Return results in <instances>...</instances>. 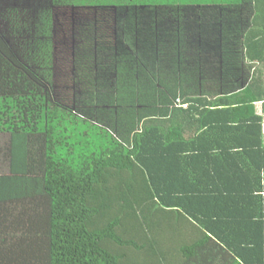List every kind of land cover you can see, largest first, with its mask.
<instances>
[{"label":"trees","instance_id":"1","mask_svg":"<svg viewBox=\"0 0 264 264\" xmlns=\"http://www.w3.org/2000/svg\"><path fill=\"white\" fill-rule=\"evenodd\" d=\"M59 3L124 13L156 7L138 21L125 13L122 27L135 36L119 69L151 78L149 56L160 59L165 44L177 72L185 52L198 56L212 43L224 59L222 93L199 92L193 71L197 87L164 85L151 107L148 79L145 107L135 86L122 94L115 81L114 96L98 89L95 74L89 82L77 75L69 105L54 91L51 11L41 13L30 63L0 29V264H264V0ZM212 5L217 19H199L190 34L208 24L215 28L201 36L217 32L225 26L219 17L238 15L242 38L236 43L230 29L197 48L185 38L182 9ZM94 23L83 31L85 45Z\"/></svg>","mask_w":264,"mask_h":264},{"label":"rangeland","instance_id":"2","mask_svg":"<svg viewBox=\"0 0 264 264\" xmlns=\"http://www.w3.org/2000/svg\"><path fill=\"white\" fill-rule=\"evenodd\" d=\"M59 1L60 0H0V29L7 35L11 44L21 48V51L25 55H23V59L30 63L32 62L30 61L31 58L34 56L33 52L35 49H38L36 45L33 46V42L35 43L36 39L42 40V38L36 35L38 26L43 25L42 20H40L41 13L48 9L51 11L53 38L52 70L54 75V86H56V90L54 91L57 93L59 99L64 98L67 104L73 105L72 99L76 95V92L69 86V83H71V81L73 82V78L77 75L83 76V81L87 80L89 82L91 77L95 74L100 78L99 80L102 81L98 89L102 86H107L109 89L114 86V80L111 79L114 78L115 75L124 76L129 73L128 65L122 64L121 70L119 69L120 67H118L124 51L127 49L130 50L129 43L126 42V39L135 36V33H129V31H125L124 35L122 34L125 30V28L122 27V22L126 17L125 13L131 11L134 14L132 15V19L138 21L139 18L137 17L142 14L143 11L155 14L157 8L154 6L123 7L126 9L124 13L122 7H108V11L103 8L73 7L74 5L71 3H69V5L60 4ZM198 7L203 8L205 6ZM198 7L191 6L182 9L189 30L187 37H185L187 40L195 39L200 45V42H208L209 38L226 37L230 29L231 33L233 31L235 32L233 39L236 43L238 42V37L240 39L242 38V30L238 28L236 25L237 23H234V21H239L238 15H234L233 19L227 17V19L220 20L221 18L219 17L217 23L219 24L223 21L221 26L225 25L224 29L218 30L217 32L210 31L211 34L207 32L202 35V38V32L208 31L210 28H215L214 24H208L206 30L195 32L194 37L190 34V31H195L193 27L199 25V19L215 21L214 19L218 17V15H216L217 5L209 6L206 9H200ZM238 7L239 6H237V8ZM167 9L168 8H166V10ZM222 15L224 16L225 14ZM95 17H101L99 18L102 21L100 25H97V20L94 23ZM169 17L173 18L172 15H169ZM118 19L119 21H117ZM170 20L173 21V19ZM91 22L94 23L93 27L95 32L92 31V33L95 39L91 36L93 38L91 39V43L85 45L86 40L82 37L83 31L85 34L88 32L87 29L91 26ZM100 27H102L101 30ZM98 29L104 32L102 33L103 36L101 33H98ZM153 37L154 35L151 36L150 39H153ZM118 38L119 41L125 43L124 48L122 44L117 41ZM130 43L134 45V43ZM208 45L209 43H202L197 48H203ZM209 47L210 45L208 48ZM112 54L117 55V61L112 60ZM209 55H213V53H203L201 58V65L206 68L209 62H217V60ZM74 56H76L77 59ZM107 58L110 61H106ZM150 58L151 55L149 56V59ZM145 61L147 60H142L143 63H145ZM130 67L133 69L132 66ZM222 70L215 72L213 78L208 77L214 90L220 89L219 83L226 75ZM256 105L257 108L260 109L261 102H258Z\"/></svg>","mask_w":264,"mask_h":264},{"label":"crops","instance_id":"3","mask_svg":"<svg viewBox=\"0 0 264 264\" xmlns=\"http://www.w3.org/2000/svg\"><path fill=\"white\" fill-rule=\"evenodd\" d=\"M133 16H131L132 19ZM136 18V17H135ZM142 20V17H139V20ZM127 30H124L122 32V34L124 35V32ZM112 39V38H111ZM151 39H149L150 42ZM169 46H165L162 49V51L165 53L164 55L159 56L160 59H158L155 56H152L148 61L150 62V68L152 70H155V75H151V78H149V76H146L144 74H140L136 71H131L129 72L127 75H115L114 78H112L111 80H114V84L115 81H118V83L120 84L121 87V93L123 94L126 91V94H131L127 89L131 90L130 88L134 89L136 88V95H134L137 99V102H141L143 100V98H151L149 97V93L148 92V86L146 82H149L148 79L152 82L151 86H152V92H153V98H152V102L150 104L151 107H153V105L157 102L158 98H159V90L162 86H170V85H183L184 87L188 88V87H197V86H192L194 85V83L192 82L193 79V71H197L196 75H199L198 78L194 77V79H198L197 81H200V85L201 87H198V91L200 92L201 90H204L207 93V96L211 99H215V97H217L218 93H222V87H221V83L222 81L219 83L220 89L219 90H214L213 86L211 85L210 81L208 80L209 78H213V76L215 75V72L222 70L223 66H222V61L224 60L223 58H221V55L218 52H214L212 49L213 45L211 43V47L209 48V50H205V52L201 49L200 53L198 56H193V54L191 55V53L189 52H185L184 56H182L183 58V65L180 66V70H178L177 72H173L174 69V65L177 63L174 61V59H171L172 57L170 56V54L167 53ZM139 46L136 48L138 49ZM203 53H213V55H209L210 57H213V59L217 60L216 61H212L209 62L208 67H204L201 65V58ZM111 55V54H110ZM163 56V57H162ZM192 56L194 57V60L192 58ZM221 58V59H220ZM144 60V58L142 59ZM141 62V67H147V65L145 63ZM106 61H110L107 60ZM180 63V62H179ZM150 69V70H151ZM151 70V71H152ZM223 71V70H222ZM179 74H183L182 77H179ZM164 79H169L170 81H166L164 83H160L162 82L161 80ZM178 81V83L176 81ZM153 83H155L157 88H153ZM202 83V84H201ZM111 89V94H113L114 96L117 95V91L115 89L110 88ZM128 92V93H127ZM178 101V102H177ZM176 103L178 105H180L181 100L177 99ZM142 106L145 107H149L147 106L145 103H142ZM157 104V103H156ZM140 107V104H138ZM262 105V103H261ZM156 107L160 108L162 107V104L156 105ZM173 107V106H171ZM258 111H261V106L260 109H258ZM144 121V120H143Z\"/></svg>","mask_w":264,"mask_h":264},{"label":"clouds","instance_id":"4","mask_svg":"<svg viewBox=\"0 0 264 264\" xmlns=\"http://www.w3.org/2000/svg\"><path fill=\"white\" fill-rule=\"evenodd\" d=\"M182 105L186 106L185 104H182Z\"/></svg>","mask_w":264,"mask_h":264}]
</instances>
